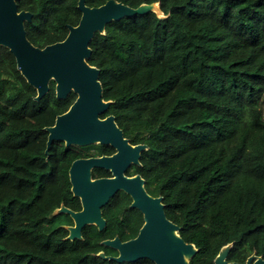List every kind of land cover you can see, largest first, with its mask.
Segmentation results:
<instances>
[{
  "label": "trees",
  "instance_id": "obj_1",
  "mask_svg": "<svg viewBox=\"0 0 264 264\" xmlns=\"http://www.w3.org/2000/svg\"><path fill=\"white\" fill-rule=\"evenodd\" d=\"M118 1L161 9L113 20L90 43L88 61L101 69L103 97L112 101L102 116L114 114L132 144L148 145L127 173H140L146 189L163 196L167 216L198 249L191 264H216L228 244L229 260L264 257V0ZM18 5L33 12L27 35L41 47L65 39L82 16L78 0ZM37 94L0 45V264H155L106 257L118 250L105 239H131L144 224L123 190L103 207V230L87 224L82 238L68 237L74 219L58 210L82 208L72 162L115 148L55 140L47 153L46 127L77 94L59 98L55 80L42 99Z\"/></svg>",
  "mask_w": 264,
  "mask_h": 264
},
{
  "label": "water",
  "instance_id": "obj_2",
  "mask_svg": "<svg viewBox=\"0 0 264 264\" xmlns=\"http://www.w3.org/2000/svg\"><path fill=\"white\" fill-rule=\"evenodd\" d=\"M78 8L82 11L81 19L77 25H68L66 38L41 47L27 35L26 22L33 20V12L20 10L18 0H0V45L15 55L18 68L37 88L36 99H42L49 92L52 80L56 81L59 98H67L72 91L77 94L55 123L46 127L49 132L46 152L49 153L55 140H63L67 146L101 143L116 149L112 155L81 157L72 162L69 170L72 191L80 197L82 208L74 210L63 205L58 210L74 219L75 224L68 227V237L82 238L87 224H96L103 230L107 220L102 209L123 190L132 197L131 206L142 211L144 224L131 239L124 241L120 236L105 239L104 244L118 250V255L106 257L119 262L148 258L156 264H191L190 259L198 249L179 234L180 226L167 216L163 196L148 192L142 175L127 174L132 164H140L141 153L148 145L132 144L114 114L102 116L112 101L103 97L101 69L88 61L93 51L90 43L96 32H105L109 22L126 16L151 10L161 12L160 5L153 2L133 7L122 1L107 0L90 6L86 0H78ZM95 168L109 169L112 176L93 177ZM230 248L228 244L221 249L215 260L217 264H242L226 260ZM254 257L250 256L246 264H252ZM253 264H264V258L258 257Z\"/></svg>",
  "mask_w": 264,
  "mask_h": 264
},
{
  "label": "flooded vegetation",
  "instance_id": "obj_3",
  "mask_svg": "<svg viewBox=\"0 0 264 264\" xmlns=\"http://www.w3.org/2000/svg\"><path fill=\"white\" fill-rule=\"evenodd\" d=\"M116 152V149H115V151L113 152V153H111V154H108V155H112V154H114ZM94 156H97V155H94ZM133 165V164H132ZM131 165V166H132ZM130 166V167H131ZM129 167V168H130ZM128 168V169H129ZM109 170V169H108ZM110 172H111V170H109ZM128 171V170H127ZM128 174V173H127ZM136 174H140V173H135V174H131L132 176H134V175H136ZM128 175H130V174H128ZM141 175V174H140ZM107 176H112V172H111V175H106V176H104V177H107ZM101 177H103V176H101ZM143 177V176H142ZM146 184V183H145ZM149 192V191H148ZM188 242V241H187ZM231 245V248H232V244H230ZM196 246V245H195ZM231 248H230V250H231ZM198 252V251H197ZM230 252V251H229ZM220 253V252H219ZM229 254V253H228ZM252 255H255V257L253 258V260H252V264H253V262L258 258V257H262V258H264L262 255H259V254H257L256 252H253V253H251V254H249L247 257H246V259L244 260V261H240V260H229V258H228V255H227V257H226V260L228 261V262H239V263H242V264H246L247 263V261H248V259H249V257L250 256H252ZM217 257V256H216ZM216 257H215V260H216ZM215 263H216V261H215ZM156 264V263H155ZM217 264V263H216Z\"/></svg>",
  "mask_w": 264,
  "mask_h": 264
},
{
  "label": "rangeland",
  "instance_id": "obj_4",
  "mask_svg": "<svg viewBox=\"0 0 264 264\" xmlns=\"http://www.w3.org/2000/svg\"><path fill=\"white\" fill-rule=\"evenodd\" d=\"M160 14V13H159Z\"/></svg>",
  "mask_w": 264,
  "mask_h": 264
}]
</instances>
